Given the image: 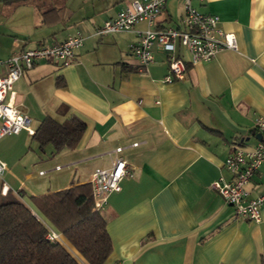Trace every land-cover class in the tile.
<instances>
[{"label": "crops", "instance_id": "1", "mask_svg": "<svg viewBox=\"0 0 264 264\" xmlns=\"http://www.w3.org/2000/svg\"><path fill=\"white\" fill-rule=\"evenodd\" d=\"M129 1L32 0L13 6L0 22L1 59L44 42L84 36L73 63L42 62L14 89L35 132L46 117L63 123L75 116L86 124L77 147L59 152L27 131L0 139V159L8 166L0 174V197L7 183L59 234L56 242L80 264H89L33 197L90 183L97 168H111L122 156L132 176L122 180L121 191L108 195L102 209L112 240L104 264H264V211L259 223L238 216L212 187L220 177L231 178L224 164L234 146L250 149L258 141L254 120L264 116V0H192L199 11L220 17V27L236 35L237 48L188 64L184 78L173 82L165 81L167 51L155 45L147 70L132 51L147 23L95 34ZM184 15L183 2L168 0L156 26H182ZM176 54L190 59L179 43ZM247 188L252 197L264 193V163Z\"/></svg>", "mask_w": 264, "mask_h": 264}, {"label": "built area", "instance_id": "2", "mask_svg": "<svg viewBox=\"0 0 264 264\" xmlns=\"http://www.w3.org/2000/svg\"><path fill=\"white\" fill-rule=\"evenodd\" d=\"M167 1L130 0L114 18L98 26L95 34L102 37L110 33L130 31L139 23H147L148 28L138 32L139 41L133 45L132 51L141 70H147L154 61L155 45L167 51L170 70L165 79L167 82L184 78L188 64L209 61L224 49L237 48L236 35L225 32L220 27V17L199 11L192 5V0H177L185 6L182 26H156L157 17L164 10ZM83 43L84 36L78 33L61 42H44L37 47L23 49L7 59L0 58V139L22 131L35 134L32 118L21 109V102L14 89L15 83L25 72L42 62L56 60L63 65L73 63L76 52ZM178 43L188 51L189 61L176 54ZM254 129L263 135V139L258 140L250 149L239 144L234 146L224 164L231 178L220 177L212 182V187L227 204L234 207L238 216L259 223L264 211V193L252 197L247 187L264 163V116L255 118ZM133 145L137 146L138 142ZM122 151L123 148L116 149L117 153ZM7 168L6 162L0 159V174ZM127 176H132V171L122 156L114 158L111 168H97L93 172L90 183L96 209L104 208L110 193L121 191V182ZM9 189L7 183H4L1 192L5 195ZM46 238L56 242L59 234L49 228Z\"/></svg>", "mask_w": 264, "mask_h": 264}, {"label": "trees", "instance_id": "3", "mask_svg": "<svg viewBox=\"0 0 264 264\" xmlns=\"http://www.w3.org/2000/svg\"><path fill=\"white\" fill-rule=\"evenodd\" d=\"M32 0H6L25 3ZM86 124L75 116L63 123L46 117L33 135L56 151L75 148ZM40 211L62 232L89 264H104L112 252L108 219L95 208L90 183L33 197ZM49 227L12 192L0 197V264H80L60 243L49 241Z\"/></svg>", "mask_w": 264, "mask_h": 264}, {"label": "rangeland", "instance_id": "4", "mask_svg": "<svg viewBox=\"0 0 264 264\" xmlns=\"http://www.w3.org/2000/svg\"><path fill=\"white\" fill-rule=\"evenodd\" d=\"M36 2L45 5L46 0H36ZM16 4L18 3H6L4 0H0V22L6 20L7 16L11 13L12 7L16 6Z\"/></svg>", "mask_w": 264, "mask_h": 264}, {"label": "water", "instance_id": "5", "mask_svg": "<svg viewBox=\"0 0 264 264\" xmlns=\"http://www.w3.org/2000/svg\"><path fill=\"white\" fill-rule=\"evenodd\" d=\"M256 137H257L258 140H262L263 139V135L261 133H258L256 135Z\"/></svg>", "mask_w": 264, "mask_h": 264}]
</instances>
